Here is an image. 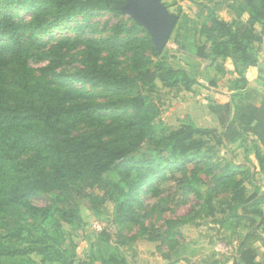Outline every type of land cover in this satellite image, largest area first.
<instances>
[{
  "label": "trees",
  "instance_id": "1",
  "mask_svg": "<svg viewBox=\"0 0 264 264\" xmlns=\"http://www.w3.org/2000/svg\"><path fill=\"white\" fill-rule=\"evenodd\" d=\"M231 2V21L210 11L198 35L175 43L183 55L219 62L220 69L226 59L234 60L237 77L229 88L238 90L245 83L241 68L258 61L264 0ZM125 5L126 0H0V264H75L81 201L96 209L110 199L120 221L129 216L140 232L147 230L142 188L157 175L148 153L163 152L168 168L186 176L179 160L209 153L208 144L228 145L244 131L264 143V106L215 105L220 129H169L152 122L156 113H150L157 109L149 94L157 82L189 90L198 83L199 69L192 74L165 62L132 18L129 26L115 23L106 35L83 23L103 12L122 15ZM54 29L70 32L57 38ZM254 155L259 169L252 178L264 173V152ZM232 166L225 164L221 172ZM114 174L116 181L109 177ZM234 189L230 216L234 225L246 226L231 264H259L263 255L253 245L264 230V189ZM97 238L110 242L106 231ZM125 263L115 251L108 257L90 252L81 264Z\"/></svg>",
  "mask_w": 264,
  "mask_h": 264
},
{
  "label": "rangeland",
  "instance_id": "2",
  "mask_svg": "<svg viewBox=\"0 0 264 264\" xmlns=\"http://www.w3.org/2000/svg\"><path fill=\"white\" fill-rule=\"evenodd\" d=\"M166 6L169 16H176L175 27L169 37L167 45L160 51L165 62L175 68H185L190 73L199 69L198 83L189 90L184 88H168L157 82L153 92L149 94L157 110L150 113L156 116L152 119L160 126L169 129L181 125L191 124L214 128L217 125V115L209 111L211 101L207 85H211L216 76L220 85L224 84L226 74L223 67L218 68L217 63L194 60L177 51L176 40L185 42L186 38L196 34L200 26L205 23L208 13L212 11L216 16L231 21L233 19L231 0H161ZM246 14L242 15L244 19ZM128 14H111L107 12L94 15L84 24H92L93 29L100 35H106L117 22L129 26ZM185 23L186 28L177 27ZM72 30L74 24H70ZM258 30L261 31L260 26ZM264 29V28H263ZM87 27L84 31H88ZM54 29L52 34L59 37L62 33ZM71 35V34H70ZM98 35L94 33L83 36ZM202 38V37H201ZM152 39V38H151ZM152 44L154 45L153 41ZM105 53V52H104ZM157 59V58H154ZM122 60V58L120 59ZM37 66V65H36ZM226 79V80H225ZM204 81V82H203ZM202 99L205 102H202ZM217 128V127H216ZM218 129V128H217ZM245 142L246 140L243 139ZM209 153L198 157L185 155L180 160L187 171L186 176L176 167L168 168L163 152L148 153V159L154 161L152 169L157 172L151 178L149 188L146 185L142 190L146 208L143 211L144 225L147 230L140 232V224L127 216L120 221L112 200H106L96 209L91 208L86 201H81L79 212L81 224L73 237L76 242V263L86 262L90 252L102 257L114 256L115 251L122 255L125 264H230L234 257L236 240L245 231V224L234 225L230 216V205H236L232 200L236 192L235 185L244 188L247 194L261 186V179L251 171L257 168L247 155V147L241 145H222L211 147ZM135 158L138 152L132 153ZM207 163V164H205ZM225 164H232V169L221 172ZM206 167L205 170H201ZM213 175L218 176L216 182H210ZM116 181V174L109 176ZM238 189V190H239ZM198 191L199 196L195 193ZM128 215V214H127ZM123 217H126L124 214ZM121 217V218H123ZM124 219V218H123ZM70 231V230H67ZM72 232L75 230L71 229ZM101 231L110 234L109 244L100 241L97 235ZM120 239L123 243H119ZM264 264V258L258 260Z\"/></svg>",
  "mask_w": 264,
  "mask_h": 264
},
{
  "label": "crops",
  "instance_id": "3",
  "mask_svg": "<svg viewBox=\"0 0 264 264\" xmlns=\"http://www.w3.org/2000/svg\"><path fill=\"white\" fill-rule=\"evenodd\" d=\"M257 46L258 61L253 66L241 68L240 72L242 77L245 79V83L238 90H232L229 88V82L237 77V74L235 73L234 60L228 58L224 61V70L227 79H225V83L220 85L221 82H219L220 79L217 77V75L216 79H213L211 85H207L208 88H210L209 94H211L209 97V100L211 101L210 105L208 106L209 111L213 113L212 109L215 107V105L229 102L231 103L232 107L234 104L237 106H244L246 104L256 108L264 106V44L263 42L258 43ZM202 102H205V100L202 99ZM215 127L220 129V126L218 125V119L217 125ZM243 139L246 141L244 142ZM239 143L247 147V155L250 157L251 162L256 165V170H258L259 168L257 166V160L255 158L254 151L258 150L260 152H264V143L261 142L258 137L250 131H244L242 137L235 142L229 143L228 147H232V145H237L238 147ZM256 174L262 180L261 187L264 189V173L257 172ZM262 210L264 212V202L262 203ZM240 235L242 236L243 233ZM240 237L236 240V244L234 245L235 252ZM253 246L260 251L261 256L263 255L264 258V230L261 232L260 239L255 242ZM259 258L260 257L257 259L260 260Z\"/></svg>",
  "mask_w": 264,
  "mask_h": 264
},
{
  "label": "water",
  "instance_id": "4",
  "mask_svg": "<svg viewBox=\"0 0 264 264\" xmlns=\"http://www.w3.org/2000/svg\"><path fill=\"white\" fill-rule=\"evenodd\" d=\"M122 12L146 29L158 51L167 45L177 18L169 16L161 0H126Z\"/></svg>",
  "mask_w": 264,
  "mask_h": 264
},
{
  "label": "built area",
  "instance_id": "5",
  "mask_svg": "<svg viewBox=\"0 0 264 264\" xmlns=\"http://www.w3.org/2000/svg\"><path fill=\"white\" fill-rule=\"evenodd\" d=\"M263 44H264V40H263Z\"/></svg>",
  "mask_w": 264,
  "mask_h": 264
}]
</instances>
